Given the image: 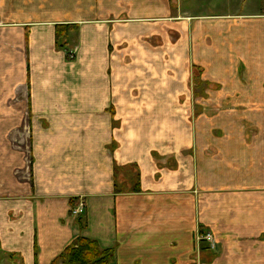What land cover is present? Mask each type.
Returning a JSON list of instances; mask_svg holds the SVG:
<instances>
[{"label": "crops", "instance_id": "crops-1", "mask_svg": "<svg viewBox=\"0 0 264 264\" xmlns=\"http://www.w3.org/2000/svg\"><path fill=\"white\" fill-rule=\"evenodd\" d=\"M216 5L0 0V264H264V12Z\"/></svg>", "mask_w": 264, "mask_h": 264}, {"label": "trees", "instance_id": "trees-1", "mask_svg": "<svg viewBox=\"0 0 264 264\" xmlns=\"http://www.w3.org/2000/svg\"><path fill=\"white\" fill-rule=\"evenodd\" d=\"M263 6L262 3V9ZM64 28L66 30V27H56L57 44H63ZM113 256L111 249H101L95 240L79 236L64 248L52 264H109Z\"/></svg>", "mask_w": 264, "mask_h": 264}, {"label": "rangeland", "instance_id": "rangeland-1", "mask_svg": "<svg viewBox=\"0 0 264 264\" xmlns=\"http://www.w3.org/2000/svg\"><path fill=\"white\" fill-rule=\"evenodd\" d=\"M180 1V0H179ZM183 2V4L185 3H190V1L187 0H181ZM195 1H201V0H195ZM215 3H217V5L213 8L214 11H219V10H224L225 12H235L236 14H246V13H250L253 12L254 10H256V6H261L262 7V3L264 5V0H214ZM222 3H225V5H223ZM222 4V5H221ZM224 6V7H223ZM264 7V6H263ZM264 10V8L262 9ZM189 72L191 71L192 75L197 77V74H200L201 70L199 69H188ZM195 82L199 83L198 78L194 80ZM203 84L198 85V89L197 90H193V96L195 94L201 95V93L203 94V89L202 87H204V82H201ZM195 87V86H194ZM208 96H210L208 94Z\"/></svg>", "mask_w": 264, "mask_h": 264}, {"label": "built area", "instance_id": "built-area-1", "mask_svg": "<svg viewBox=\"0 0 264 264\" xmlns=\"http://www.w3.org/2000/svg\"><path fill=\"white\" fill-rule=\"evenodd\" d=\"M71 56V54H70ZM82 209H83V204L80 203L77 207H75L74 209H72V212L75 213V214H80L82 212ZM205 238H207L208 240L211 239V235L209 233H207L205 235Z\"/></svg>", "mask_w": 264, "mask_h": 264}]
</instances>
